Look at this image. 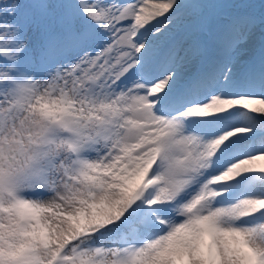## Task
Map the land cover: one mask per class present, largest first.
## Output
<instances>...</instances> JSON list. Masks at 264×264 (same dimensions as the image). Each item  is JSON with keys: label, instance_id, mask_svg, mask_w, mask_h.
I'll list each match as a JSON object with an SVG mask.
<instances>
[{"label": "snow or ice", "instance_id": "1", "mask_svg": "<svg viewBox=\"0 0 264 264\" xmlns=\"http://www.w3.org/2000/svg\"><path fill=\"white\" fill-rule=\"evenodd\" d=\"M0 264H264V0H0Z\"/></svg>", "mask_w": 264, "mask_h": 264}]
</instances>
